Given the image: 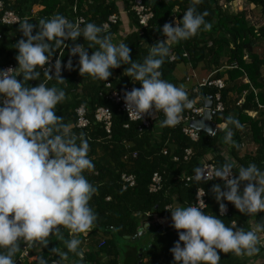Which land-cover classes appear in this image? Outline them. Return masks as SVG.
<instances>
[{"label":"clouds","instance_id":"1","mask_svg":"<svg viewBox=\"0 0 264 264\" xmlns=\"http://www.w3.org/2000/svg\"><path fill=\"white\" fill-rule=\"evenodd\" d=\"M201 2L191 0L182 19L165 23L161 29L165 39L148 46L142 61H133L128 45L114 43L104 26L94 22L73 21L57 13L36 24L27 18L18 24L22 38L12 45L18 66L15 70H0V264H17L18 255H28L36 245L47 246L50 237L62 241L67 249L51 250L57 257L53 264H64L69 253L82 259L79 235L87 233L97 220L90 206L96 188L85 175L94 168L88 155L89 142L83 133L77 136L72 125L57 116V105L65 101L66 93L47 83H67L61 75L63 58L59 54L51 65L53 55L68 48L65 70H73L71 58L78 57L81 76L87 74L105 82L112 70L126 65L123 75L140 85L123 92L128 117L142 120L155 112L163 115L161 127H174L182 113L193 107L194 100L183 86L163 79L160 69L169 57L171 44L211 28L205 19L207 12L197 10ZM81 38L88 42L87 47L76 43ZM66 41H71V46ZM93 48L89 55L88 49ZM29 81L39 83L32 87ZM242 127L234 116L226 117L224 143H232L233 130ZM193 171L194 181L222 182L211 188L220 216L227 212L225 202L244 215L264 212V170L256 164L243 166L226 158L211 171L202 167ZM204 195L200 188L195 204L168 210L171 227L178 234L169 249L174 264H219L218 253L256 255L264 244V223L247 230L235 223L228 226L205 212ZM64 229L71 238L65 239ZM36 260L37 264H48L42 257Z\"/></svg>","mask_w":264,"mask_h":264},{"label":"trees","instance_id":"2","mask_svg":"<svg viewBox=\"0 0 264 264\" xmlns=\"http://www.w3.org/2000/svg\"><path fill=\"white\" fill-rule=\"evenodd\" d=\"M134 0H122L128 20L133 27V31L125 37L124 42L130 48V56L133 61H142L148 54V46H152L158 41H163L161 33L165 23H172L173 18L182 19L184 11L190 6L191 0H141L146 7H149L152 17L145 27L138 24L136 15L131 11V3ZM221 0H202L197 5V10L207 12L206 21L211 24L209 30L200 31L196 36L186 41L171 44L169 57L161 66L162 78L168 82L183 86L189 98L196 101L198 106L203 105V99L210 97L214 101L217 93L220 95V103L223 110L215 113L213 122L216 125L225 124V119L229 115L237 118L241 125H250L254 141L259 146L255 156L240 155V141L237 133L239 129H234L230 155L238 165L247 166L254 163L258 168L264 170V121L247 116L248 112H257L259 106H264V47H256L255 42L259 37L264 36V30H255L249 25L243 13L231 14L222 5ZM238 0H223L224 5ZM253 4L264 11V0H240ZM0 58L7 59V64L16 67L15 59L17 52L13 48L22 33L17 31L18 24L25 18L30 23L36 24L40 19L51 18L55 14H61L69 20L75 21L83 18L86 22H94L97 25L108 24L105 29L106 34L113 38L119 29V22L108 23V18L112 15L118 17L119 10L115 0H0ZM76 5L73 12L72 7ZM33 7L39 9L33 14ZM5 12H11L19 18V23L15 25H5L1 18ZM83 26V25H82ZM206 33L207 36H206ZM71 46V41H66ZM78 44L87 47L88 42L81 38ZM229 48L230 55L225 65L229 67L226 71L228 81L234 82L238 77L245 75L249 84L256 90L248 91L244 101L237 105L235 100L230 98V93L235 92L241 95L248 90V85L235 89L234 86H224L217 90L213 87H203L196 93L197 79L192 72L198 73L197 77H208L211 69L218 70L223 67V51ZM260 49V50H259ZM95 50L88 49L89 55ZM259 50V51H258ZM53 55L52 60H56L60 54L62 59L61 75L68 83L59 85L56 81H47L49 86L62 88L66 93V99L57 105L56 114L64 118V122L72 125V131L79 136L81 133L89 142V158L94 168L86 172V178L96 188L90 206L93 208L97 220L94 226L85 235L99 234L103 238L105 245L102 248L83 251L82 259L72 253L64 264H102V258L107 261L104 264H120L125 252L119 247L125 243L134 256L133 264H174L173 257L169 249L178 240V234L171 226L161 230L152 236V242L145 244L151 248L143 252L145 246L139 243L137 231L143 219H147L146 214L153 215L158 219L170 221L168 210L172 206L173 199L176 198L180 206H187L194 202L195 193L202 188L206 194V213H212L222 219L226 225L233 223L237 227L246 230L250 228V216L241 214L235 207L226 203L227 212L224 216L219 214V206L211 192L213 184H222L218 179L209 182H197L192 179L194 169L200 166V159L203 158L212 148L221 144L224 137V130H217L213 136L199 132L196 141L191 140L183 133L186 127L185 122H180L174 127H161L159 121L163 119L162 114H156L153 122L147 115L149 127H143L140 122L129 121L125 112L110 99L111 93L120 92L127 88H139V84H133L131 80L123 75L126 65L112 70V76L108 81H101L91 78L87 74L82 76L79 73L78 57H72L73 70H65L63 65L67 63L68 48L59 49ZM186 55V57H184ZM173 56V60L170 58ZM244 56L246 59L244 60ZM248 60V61H247ZM3 65L0 63V70ZM16 75H19L17 72ZM41 76L43 71L41 70ZM206 77V78H207ZM220 78L217 74L212 79ZM20 79V77H18ZM43 79V77H41ZM39 81H29V86H36ZM83 107L85 117L89 124L85 128L76 127V109ZM106 108L111 114L109 133H106L104 125L94 120L97 109ZM187 110L182 113L185 116ZM157 123L158 135L155 134V124ZM190 150V155L185 158V151ZM132 153L136 156L133 158ZM225 158L215 155L211 159L214 167L224 162ZM131 175L135 179L133 188L122 189L123 183L121 175ZM153 174L160 177V189L149 192V185ZM186 179H189L186 181ZM241 186V190H242ZM109 198V201H106ZM264 212L255 216V224L263 223ZM65 239L71 238L67 229L63 230ZM84 234H80L81 238ZM128 237L129 239H125ZM145 246V247H146ZM53 248L57 252H66L64 243L55 237H50L47 246L36 245L29 250V257L34 258L31 264H37V257H42L48 264L57 258L51 253ZM138 254L141 257H138ZM219 264H242V259L246 256H236L232 253H218ZM17 256L16 259L19 258ZM26 264V263H25Z\"/></svg>","mask_w":264,"mask_h":264},{"label":"crops","instance_id":"3","mask_svg":"<svg viewBox=\"0 0 264 264\" xmlns=\"http://www.w3.org/2000/svg\"><path fill=\"white\" fill-rule=\"evenodd\" d=\"M115 1H116L117 8L119 10V15H118L119 29H118L117 34L112 38V41L114 43H119L125 37H127L134 29L128 20L126 9H125V6H124L122 0H115ZM219 5L225 6L224 9H227L231 14L236 15L239 13H243L245 15V19L249 22V25L254 26L256 31L259 29L264 30V11L261 8L255 7L253 4H249L247 2L240 1V0L228 3L225 5L223 3V0H221L219 2ZM38 9H39L38 7H33L32 13L34 14ZM207 34L208 33H206V36H207ZM255 45H256V47H261V48L264 47V36L259 37L258 40L255 42ZM229 55H230L229 48H226L225 51H223V53L221 55V57L223 58L222 61L224 62L223 67H221L218 70L211 69L210 74H208V76H214L215 77V75L219 74L220 78H216V79L223 81L224 86H230L231 85V86H234L235 89H238L242 86L248 85V87H249L248 90L242 92V94L240 96L237 95L235 92L230 93V98L232 100H235L237 105H240L244 101V97H245L246 93H248V91H254V93H255L256 90H254L252 88L251 84H249V80L245 75L238 77L232 83H230L228 81L226 71H228L229 67L225 65V62H226L227 58L229 57ZM3 59L4 58L2 56V58H0V63L4 67L5 65H7V59H5V60H3ZM243 59L245 60L246 56H244ZM261 73H262V76L264 78V70H262ZM192 74L195 76V78L197 80H201V79H204L207 77V76L201 77V79H200V77H197L198 73L192 72ZM247 116L250 117L251 119L256 118L258 120L264 121V106H259V109L257 112H248ZM149 117H150L151 121L153 122V120L155 119L154 113L152 114V116H149ZM154 124H155V129H154L155 131L154 132L157 136L158 135V131H157V127H156L157 123L154 122ZM214 125H215L216 131L217 130H220V131L224 130V124L216 125L214 123ZM242 126L243 127L241 129H239V131L237 133L238 139L240 141V149H239L240 155L255 156L259 146L254 141L253 131H252L250 125H248V124H243ZM231 147H232L231 144H225L224 141L221 139L220 145H217L216 147L212 148L209 153H207L203 158L200 159V163H199L200 166L199 167H201L202 164L205 163V161L211 160L212 157L215 155H220V156L224 157L225 159L226 158L232 159V157L230 155ZM262 152L264 154V145L262 146ZM177 205H180V204L177 202V199L174 198L171 207H175ZM255 216H256V214L250 216V219H249L250 228L255 224V221H254ZM158 220H163V222H161L159 224ZM145 224H149L150 227L139 238L140 240H139L138 244H142V245L147 244V242L150 243V241L152 240V236H154V234L160 228H162V230L165 228H167V229L170 228L171 220L165 221L164 219H158L153 215H149V218H147L146 220L145 219L142 220L140 227H143ZM80 239L82 240L81 247H82V250L84 252H87L91 249H96L97 243L100 240H103V238L99 234H94V235H90V236L84 234ZM131 241H133V240L131 239ZM119 247H121V244L119 245ZM127 249L128 250L125 252V255H123V259L121 260L120 264H133L132 261H134V256L131 253L130 249L129 248H127ZM106 261H107L106 258H102L101 263L104 264ZM66 264H73V263L70 262V263H66ZM242 264H264V244H261L260 251L256 255H254L252 257H244L242 259Z\"/></svg>","mask_w":264,"mask_h":264},{"label":"built area","instance_id":"4","mask_svg":"<svg viewBox=\"0 0 264 264\" xmlns=\"http://www.w3.org/2000/svg\"><path fill=\"white\" fill-rule=\"evenodd\" d=\"M222 7L225 8V6H223V5H222ZM0 9H1V3H0ZM72 10H73V12H75L76 5H73ZM131 11H133L135 13L138 24L142 27H145L148 20L152 17L151 10L149 9V7H146L141 0H134L131 3ZM77 19H81L83 22H85V20L83 18L79 17ZM1 21L5 25H15V24H18L20 22L19 18L11 12H5L3 14V17L1 18ZM117 21H118V17L115 15H112L108 18V23H110V24H116ZM104 28L107 29L108 24H105ZM1 37H2V35L0 34V39H1ZM184 57H186V55H184ZM170 59L173 60V56ZM54 63H55V60H52L51 65H54ZM8 68H12L13 70H15L17 67L13 64H7L1 70L8 69ZM53 71H54V69H53ZM203 87H208V88L213 87L217 90H221L224 88V83H223V81H221L219 79H212V76H208L207 78L196 81V87L193 90V93H196L198 91V89L203 88ZM124 91H130V88H127V89L122 90L120 92L111 93L110 99L119 107V110L125 112L127 117H128V113H127L125 105L123 103V92ZM212 101H213V99H212ZM212 110L214 113H219L223 110L221 103H220L219 93H217L214 97ZM204 111H205L204 106L203 105L198 106L196 104V101H194L193 107L191 109H188L185 116H183L180 120V122H185V124H186V127L183 129V133L185 135H187L193 141L197 140L199 132L191 129L190 127L187 126V124L190 121L199 119L203 115ZM75 113H76V117H77L76 127L77 128L87 127L89 122H88L87 118L85 117L86 115H85L84 108L79 107L78 109H76ZM128 119H129V121L140 122L143 127H149V121L147 119V115H145L142 118V120L136 119L134 117H130V118L128 117ZM94 120L98 123H102L104 125L106 133H109L111 114H110L108 109H106V108L97 109L95 114H94ZM215 132H216V130H214V132L211 136H213L215 134ZM189 155H190V150H186L185 151V158H187ZM135 156H136V154L132 153V157L134 158ZM201 167L208 170V171H211L214 168V165L211 163V160H209V161H205V163H203ZM188 180L189 179H186V181H188ZM121 181L123 183V186H122L123 190H125L126 188H133L135 186V179L131 175H126V174L121 175ZM159 189H160V177L158 174H153L148 190L151 193H155ZM197 191L195 193L194 202L192 204L196 203ZM202 199L206 205V194L202 197ZM106 201H109V198H106ZM145 216L147 218H149V214H146ZM263 223H264V218H263ZM104 245H105L104 240H100L97 243V248H102ZM33 260H34V258L29 257V254L28 255L20 254L19 258L17 259V264H25V263L31 264V262ZM50 264H53V262H51Z\"/></svg>","mask_w":264,"mask_h":264},{"label":"water","instance_id":"5","mask_svg":"<svg viewBox=\"0 0 264 264\" xmlns=\"http://www.w3.org/2000/svg\"><path fill=\"white\" fill-rule=\"evenodd\" d=\"M201 98L203 99V106H204V113L203 115L197 119V120H193L190 121L187 126L190 127L191 129L197 131V132H202L205 133L207 135H212L214 130H215V125L213 122V117L215 115V113L212 110L213 107V101L212 98L207 97L205 98L204 96H201ZM161 222H163V220H158V223L160 224ZM149 224H145L143 227H140L137 231V235L135 238H132V240L134 241L137 237H140L141 235H143L145 233L146 230L149 229ZM162 230V228H160L155 234H158L160 231ZM125 239H129L128 237H125ZM152 242V240L150 241ZM151 248V245H147L146 247H143L141 250L143 252L148 251ZM138 257H141L140 254H138ZM137 264H141L140 262Z\"/></svg>","mask_w":264,"mask_h":264},{"label":"rangeland","instance_id":"6","mask_svg":"<svg viewBox=\"0 0 264 264\" xmlns=\"http://www.w3.org/2000/svg\"><path fill=\"white\" fill-rule=\"evenodd\" d=\"M121 249L126 252L128 249H127V245L124 244V243H121Z\"/></svg>","mask_w":264,"mask_h":264}]
</instances>
